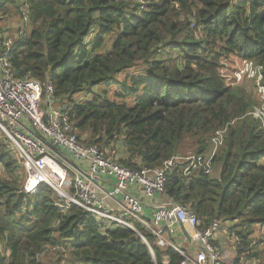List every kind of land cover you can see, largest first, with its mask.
<instances>
[{
    "label": "trees",
    "instance_id": "16d2710c",
    "mask_svg": "<svg viewBox=\"0 0 264 264\" xmlns=\"http://www.w3.org/2000/svg\"><path fill=\"white\" fill-rule=\"evenodd\" d=\"M9 5L22 19L27 11L32 27L12 47L16 77L50 81L60 101H68L79 139L104 150L120 141V164L161 168L188 138L196 139L192 153H207L210 138L228 126L212 160L216 174L188 177L178 165L165 194L196 213L202 227L231 222L236 260L255 248V227H264V127L251 114L253 97L227 85L221 69L234 55L264 68V0H0V22ZM3 38L0 25V43ZM103 85L115 86L116 98L95 92ZM0 167L7 173L0 179V264H44L48 246L61 249L63 264L184 259L173 247L158 246L139 222L145 239L76 205L62 209L47 185L27 194L16 175L24 171L22 159L1 130Z\"/></svg>",
    "mask_w": 264,
    "mask_h": 264
},
{
    "label": "built area",
    "instance_id": "2783aa9c",
    "mask_svg": "<svg viewBox=\"0 0 264 264\" xmlns=\"http://www.w3.org/2000/svg\"><path fill=\"white\" fill-rule=\"evenodd\" d=\"M137 3L144 5L145 0H137ZM24 15L23 22L27 25V11ZM27 35L20 30L16 39ZM16 39L7 36L0 43V130L22 159L27 174L25 192L34 195L41 186L47 185L56 192L59 197L57 205L62 209L76 205L100 222L131 228L145 239L135 227V222H139L154 235L158 246L173 247L184 256L180 264H222L223 256L214 243L216 234L222 228L221 222L215 221L208 227H202L196 213L170 198L169 203L156 208L149 223L144 217L143 200L130 189L139 187L150 197L157 193L165 194L168 174L178 165L184 166V175L188 177L195 171L212 174V160L224 144L228 126L215 132L207 153L177 154L157 169H130L109 156L99 145L79 139L71 121L68 101H60L50 81L42 82L29 75L16 77L12 64V47ZM263 70V65L254 60L238 58L234 79L246 77L254 82L260 103L254 106L251 114L264 127ZM44 90L46 100L43 99ZM78 98H84V94ZM69 171L74 175H69ZM108 176L115 178L116 182L112 189L99 194L98 182ZM64 187L70 192H66ZM117 196H122L124 200L123 211L119 213L111 210L106 203L107 198ZM177 224H181L199 245L196 258L189 257L172 239ZM232 235L239 241L237 235ZM230 264L251 263L240 259Z\"/></svg>",
    "mask_w": 264,
    "mask_h": 264
},
{
    "label": "rangeland",
    "instance_id": "374dc122",
    "mask_svg": "<svg viewBox=\"0 0 264 264\" xmlns=\"http://www.w3.org/2000/svg\"><path fill=\"white\" fill-rule=\"evenodd\" d=\"M6 8H7L8 13L6 15H3V20L0 22L1 29H2V35L4 37L11 36L14 39H16L20 33V30L29 34V32L32 30V27L30 26V24H27V25L24 24L23 19L21 18L22 15L18 13V9L15 8L14 5H9ZM182 16L184 17L185 14H182ZM190 20L194 21L193 19H190ZM197 37L199 38L200 35L197 34ZM111 43L112 42L109 40L107 43V47H110ZM237 68H238V57H236L235 55L231 56L228 59L223 60V68L221 69V72H222L223 77L225 78L226 84L231 87H244L247 93L251 97H253V99L255 100L256 102L255 105H258L260 103V98L255 88L254 82L250 81L246 77H243L240 80L234 79L235 77L234 74ZM136 70L137 69H133L131 70V72L136 71ZM228 77H230V79H228ZM115 91H116L115 86L109 87V86L103 85V86H99L95 88V92L100 93V95H102V97L104 98L108 97L110 99L116 98ZM210 141H211V138H210ZM117 142L120 145L117 144ZM195 142H196L195 138H188L187 141L184 143V146L182 148V151H180V153L181 154H191L192 152H196L197 146L195 145ZM209 148H210V145H209ZM105 150L109 156L118 160L117 152L121 150V142L116 141L115 143L110 144ZM214 172L216 174L215 170ZM16 175L18 177L17 179L18 183L23 185L24 187V184L27 178L26 172L21 170L20 174L19 175L16 174ZM69 175L72 176L74 175V173L72 171H69ZM4 177H7V173L5 170H3L0 167V179H3ZM3 180H6V179H3ZM64 190L66 192H70V189L68 188L64 187ZM223 223L224 222H222L221 224L223 225ZM232 227H233V224H230V226L225 230L226 232L230 233V235L232 234V230H233ZM138 235L140 236L139 233ZM232 237H233L232 241L230 242L228 249L225 251L227 254L230 252L231 254L233 253V255L237 256V249L239 246V242L237 241L236 238H234V236ZM252 239H253V246L251 247H255V248H253V250H249L245 252L243 256H241V259L249 263L255 262L256 264H259L261 260H264V227L256 226L255 233L253 234ZM1 250L3 252L5 251L4 245H2ZM60 250L61 249L59 248L48 246L41 255V261L44 264H63L62 262L63 256ZM220 251H221V254H224L223 253L224 251H222L221 249ZM257 252L260 254V258L254 261V259H252L250 255L257 253ZM226 253L224 255H226Z\"/></svg>",
    "mask_w": 264,
    "mask_h": 264
},
{
    "label": "crops",
    "instance_id": "0c3cea01",
    "mask_svg": "<svg viewBox=\"0 0 264 264\" xmlns=\"http://www.w3.org/2000/svg\"><path fill=\"white\" fill-rule=\"evenodd\" d=\"M193 154V153H191ZM118 156H125V148L121 144V150L117 152ZM77 162V161H76ZM79 165L82 164V166H86L85 163H79ZM76 163V164H77ZM77 164V165H78ZM116 180L112 176L104 177L101 178L98 182V189H99V194H104L106 191L110 190L113 188ZM130 191L141 197L144 203V208H145V219L150 223L153 219L154 212L156 208L159 205H165L170 202V197H168L166 194H160L157 193L154 196L150 197L145 195L139 187H132ZM107 206L113 210V211H118L122 212L123 207H124V200L122 196H117L114 198H107L106 199ZM232 224L231 222H224L223 223V228L216 234L215 238V245L220 251H224L223 253L225 254L226 251L229 247L230 242L232 241V236L230 233L226 232L225 230ZM165 226V224H164ZM172 239L174 242L184 250V252L191 258H196L197 252L199 251V245L196 244V242L189 236V238L185 235L183 227L181 224H177L175 227V233L171 235ZM191 238V239H190ZM221 252V251H220ZM222 254L223 259H222V264H230L231 261H235L237 259L236 255L231 254L230 252L226 255ZM165 262H168L166 259Z\"/></svg>",
    "mask_w": 264,
    "mask_h": 264
},
{
    "label": "water",
    "instance_id": "95a60500",
    "mask_svg": "<svg viewBox=\"0 0 264 264\" xmlns=\"http://www.w3.org/2000/svg\"><path fill=\"white\" fill-rule=\"evenodd\" d=\"M183 230H184V228H183ZM184 233H185V235L189 238V235L185 232V230H184ZM143 238V237H142Z\"/></svg>",
    "mask_w": 264,
    "mask_h": 264
},
{
    "label": "bare ground",
    "instance_id": "6f19581e",
    "mask_svg": "<svg viewBox=\"0 0 264 264\" xmlns=\"http://www.w3.org/2000/svg\"><path fill=\"white\" fill-rule=\"evenodd\" d=\"M191 239V238H190Z\"/></svg>",
    "mask_w": 264,
    "mask_h": 264
}]
</instances>
